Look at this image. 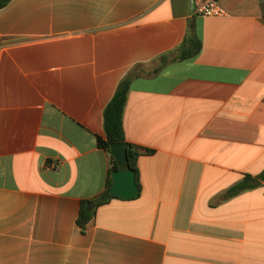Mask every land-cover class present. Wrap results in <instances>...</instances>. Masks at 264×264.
Returning a JSON list of instances; mask_svg holds the SVG:
<instances>
[{
  "label": "crops",
  "instance_id": "obj_1",
  "mask_svg": "<svg viewBox=\"0 0 264 264\" xmlns=\"http://www.w3.org/2000/svg\"><path fill=\"white\" fill-rule=\"evenodd\" d=\"M8 0L0 7V264H264V0ZM191 31L199 48L157 57ZM121 115L137 192L110 178L102 108ZM91 204V206H87Z\"/></svg>",
  "mask_w": 264,
  "mask_h": 264
},
{
  "label": "trees",
  "instance_id": "obj_2",
  "mask_svg": "<svg viewBox=\"0 0 264 264\" xmlns=\"http://www.w3.org/2000/svg\"><path fill=\"white\" fill-rule=\"evenodd\" d=\"M8 0H0V7L3 6ZM199 48V42L197 38L191 33V31L187 32L181 42L172 50L160 54L157 57V62L154 67L145 71L140 69L139 73L142 74H151L156 72L159 67L167 61L180 60L189 58L196 53ZM134 70H129L126 72L117 82L115 89L109 98V100L105 103L102 108L101 116H102V137H96V145L101 148L108 156L110 163V172L118 169L112 159V157L108 153V146L111 143L124 142L125 143V154L127 164L126 167L131 169L134 173V182L136 184V168H135V158L137 153L135 152V147L126 142L123 136L122 126H121V115L123 110V105L125 101L126 91L128 87L129 80L131 77L137 75ZM260 181H264V168L258 172L257 174L243 175L241 179L231 185L228 188V193H236L243 189H247L257 184ZM110 185V178L107 177L105 179V184L103 189L98 192L95 196L90 198L89 200H83L80 202L79 209L77 211V215L75 218V223L79 227L80 231L83 230L84 224L92 215V208H87L85 206L86 203H91L92 205H99L105 202L108 198L113 197L108 193V187Z\"/></svg>",
  "mask_w": 264,
  "mask_h": 264
},
{
  "label": "water",
  "instance_id": "obj_3",
  "mask_svg": "<svg viewBox=\"0 0 264 264\" xmlns=\"http://www.w3.org/2000/svg\"><path fill=\"white\" fill-rule=\"evenodd\" d=\"M108 153L115 165L119 167L110 173L108 193L120 198H129L135 195L137 187L134 182V173L126 167L125 143L117 142L109 144ZM87 206H91V204H87Z\"/></svg>",
  "mask_w": 264,
  "mask_h": 264
},
{
  "label": "built area",
  "instance_id": "obj_4",
  "mask_svg": "<svg viewBox=\"0 0 264 264\" xmlns=\"http://www.w3.org/2000/svg\"><path fill=\"white\" fill-rule=\"evenodd\" d=\"M190 9L193 14L200 16H219L224 13L217 0H190Z\"/></svg>",
  "mask_w": 264,
  "mask_h": 264
}]
</instances>
